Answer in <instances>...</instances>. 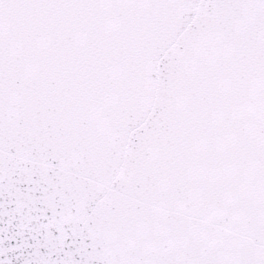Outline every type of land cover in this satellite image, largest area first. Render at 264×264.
I'll return each instance as SVG.
<instances>
[{
	"label": "snow or ice",
	"instance_id": "1",
	"mask_svg": "<svg viewBox=\"0 0 264 264\" xmlns=\"http://www.w3.org/2000/svg\"><path fill=\"white\" fill-rule=\"evenodd\" d=\"M0 264H264V0H0Z\"/></svg>",
	"mask_w": 264,
	"mask_h": 264
}]
</instances>
